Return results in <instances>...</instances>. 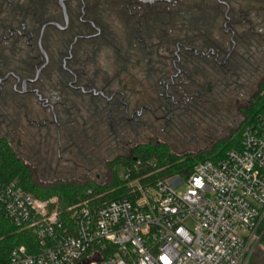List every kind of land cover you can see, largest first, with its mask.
Returning <instances> with one entry per match:
<instances>
[{
    "label": "flooded vegetation",
    "instance_id": "af4514ba",
    "mask_svg": "<svg viewBox=\"0 0 264 264\" xmlns=\"http://www.w3.org/2000/svg\"><path fill=\"white\" fill-rule=\"evenodd\" d=\"M258 2L0 0V140L13 149L16 117L62 160L81 115L99 148L160 145L159 123L201 96L190 84L234 75L262 45Z\"/></svg>",
    "mask_w": 264,
    "mask_h": 264
},
{
    "label": "built area",
    "instance_id": "2783aa9c",
    "mask_svg": "<svg viewBox=\"0 0 264 264\" xmlns=\"http://www.w3.org/2000/svg\"><path fill=\"white\" fill-rule=\"evenodd\" d=\"M170 180L133 181L128 198L88 199L65 211L17 182L0 184V211L32 230L41 248L18 247L8 264H247L264 220V111L244 128L240 151Z\"/></svg>",
    "mask_w": 264,
    "mask_h": 264
},
{
    "label": "rangeland",
    "instance_id": "374dc122",
    "mask_svg": "<svg viewBox=\"0 0 264 264\" xmlns=\"http://www.w3.org/2000/svg\"><path fill=\"white\" fill-rule=\"evenodd\" d=\"M257 7L264 17V0L258 2ZM261 28L264 29V19ZM261 88H264V42L260 47L247 51L234 75L226 79L217 78L215 82L190 84V91L198 89L201 96L192 102L190 109L178 111L169 127L165 121L159 123L155 140L159 144H167L172 155L178 158L207 155L216 145L222 146L240 131L247 120L246 111L258 96L264 94ZM72 122L77 134L74 138L66 136L63 139L64 145H74L62 156V160L57 154L58 147L50 148V142L31 135L28 124L16 117L4 122L6 125L9 123L5 131L9 134L13 149L29 168L30 179L37 188L45 190L60 185L81 187L88 184L108 186L113 177L109 163L130 156L132 147L125 154L109 146L99 148L102 137L85 133L84 123L87 122L81 115H76ZM143 139L144 136H141L139 142L145 141ZM52 145L57 146L54 142ZM117 170L120 178H124L126 170L119 167ZM177 181L178 177H175L169 183L176 185L179 183ZM185 183L177 188L178 193L185 192ZM53 200L58 202V199ZM247 264H264V248L256 247Z\"/></svg>",
    "mask_w": 264,
    "mask_h": 264
},
{
    "label": "trees",
    "instance_id": "16d2710c",
    "mask_svg": "<svg viewBox=\"0 0 264 264\" xmlns=\"http://www.w3.org/2000/svg\"><path fill=\"white\" fill-rule=\"evenodd\" d=\"M262 89V88H261ZM264 92V88L262 89ZM264 111V94L256 98L246 111V122L235 137L221 146L216 145L207 155L197 157H175L167 144L138 146L129 157L116 159L109 163L113 177L108 186L95 185L74 186L60 185L48 189L37 188L30 179V170L14 153L8 141L0 140V184L17 182L25 192L41 201L58 199L61 211L67 207L93 199L97 204L118 201L130 196L128 184L138 181L143 187L155 186L160 181L174 177L187 179L194 168L208 161L217 163L233 150H241V136L244 128L254 124ZM119 168L130 174L129 179L120 178ZM261 239L257 247L264 248V220L259 230ZM26 247L30 253H38L41 248L32 230H24L14 225L0 211V264H8L12 252L18 247Z\"/></svg>",
    "mask_w": 264,
    "mask_h": 264
},
{
    "label": "water",
    "instance_id": "95a60500",
    "mask_svg": "<svg viewBox=\"0 0 264 264\" xmlns=\"http://www.w3.org/2000/svg\"><path fill=\"white\" fill-rule=\"evenodd\" d=\"M138 1L144 4H156L161 2H171L173 0H138Z\"/></svg>",
    "mask_w": 264,
    "mask_h": 264
}]
</instances>
